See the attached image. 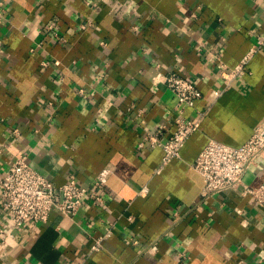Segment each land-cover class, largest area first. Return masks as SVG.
<instances>
[{
    "label": "crops",
    "instance_id": "1",
    "mask_svg": "<svg viewBox=\"0 0 264 264\" xmlns=\"http://www.w3.org/2000/svg\"><path fill=\"white\" fill-rule=\"evenodd\" d=\"M263 33L264 0H0V177L19 152L56 185L113 165L101 201L52 208L7 242L0 204V264H264V204L237 188L201 197L191 166L208 139L240 145L264 121V46L241 75L220 67ZM157 71L191 79L201 95L184 113L203 112L164 164L145 134L168 136L177 96ZM242 179L264 182V152Z\"/></svg>",
    "mask_w": 264,
    "mask_h": 264
},
{
    "label": "built area",
    "instance_id": "2",
    "mask_svg": "<svg viewBox=\"0 0 264 264\" xmlns=\"http://www.w3.org/2000/svg\"><path fill=\"white\" fill-rule=\"evenodd\" d=\"M85 25L82 24V27ZM262 46H264V33L256 36V40L235 65L227 66L221 61L220 67L226 81L245 73L249 57ZM152 79L165 83L177 96L176 111L172 118L174 128L168 136L161 139L163 125L145 134V138L149 139L152 145L162 147L161 162L164 164L180 155V149L187 137L199 128L203 112L198 110L197 116L188 117L184 109L193 106L201 92L191 79L174 71L167 73L157 71L152 75ZM13 131L18 133V128H13ZM139 145H142V141H139ZM263 152L264 121L258 123L250 136L240 145H231L214 138L208 139L191 163L203 180L200 196L207 197L224 189L237 188L243 195L251 196L257 204H264V182L251 185L242 179L248 165ZM112 171L111 163L103 165L96 172L89 187L82 185L73 177L56 185L28 163L27 153H17L0 177V204L10 215L9 227L1 228L2 242L8 241L12 229L20 230L27 223L46 221L52 208H56L63 215H72L87 194L101 201V193L105 190ZM146 192L147 186L144 185L140 193ZM110 231L111 228H108L104 234L97 237L91 248L96 249L101 246L102 239ZM56 264L74 263L60 261Z\"/></svg>",
    "mask_w": 264,
    "mask_h": 264
}]
</instances>
